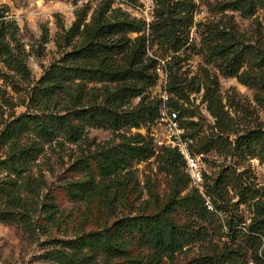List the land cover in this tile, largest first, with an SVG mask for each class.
Here are the masks:
<instances>
[{
	"label": "trees",
	"instance_id": "1",
	"mask_svg": "<svg viewBox=\"0 0 264 264\" xmlns=\"http://www.w3.org/2000/svg\"><path fill=\"white\" fill-rule=\"evenodd\" d=\"M154 1V19L148 26L143 19L112 7L111 0H100L89 19L88 7L82 6L75 10L69 27L65 28L62 20L57 23L55 41L61 56L30 88L27 104L36 110L11 114L0 131V221L29 233L37 228H60L55 194L47 188L40 199L46 180L43 174L33 172V163L47 143L64 149L67 142L86 141L88 127H101L117 133L118 140L82 148L64 167L69 178L59 186L85 206L73 223L74 233L52 238L44 258L52 264H175L177 251L190 242L204 241L203 250L182 264H264V187L259 192L243 171L237 174L223 168L206 182L214 204V210H209L193 188L181 194L189 179L175 149L156 152L150 136L119 131L157 118L160 98L148 90L158 83L153 55L164 48L173 53L167 91L182 97L203 88V100L214 117L216 132L197 138L195 149L209 151L231 145L235 152L247 151L264 159V125L247 128L233 140L228 138L231 117L216 86L195 84L193 79L188 82L180 72L177 52L191 44L195 0ZM206 1L224 19L206 25L198 22L204 26L199 49L222 75L236 77L255 89V98L264 106V36L262 43L258 41L262 32L257 29V39L251 41L239 30L233 15L234 11L243 18L254 15L258 26L255 13L264 10V0ZM16 30L15 20L0 14V60L12 76L26 82L30 69L23 50L11 44ZM155 44L153 55L148 54ZM136 96L139 101L132 104ZM171 99L172 105L181 107L177 99ZM188 134L195 138L193 131ZM153 156L171 175V181L168 195L161 198L147 180L152 209L147 199L135 205L142 192L132 167L134 162ZM231 184L239 196L237 202L248 203L251 212L244 228L234 227L231 217L226 222L230 233L216 223L212 232L230 237L218 244L212 241L207 224L216 211L228 208ZM117 203L128 206V212L116 216ZM239 219L244 221L242 216Z\"/></svg>",
	"mask_w": 264,
	"mask_h": 264
},
{
	"label": "rangeland",
	"instance_id": "2",
	"mask_svg": "<svg viewBox=\"0 0 264 264\" xmlns=\"http://www.w3.org/2000/svg\"><path fill=\"white\" fill-rule=\"evenodd\" d=\"M100 0H0V14H5L6 18L15 20L17 30L15 33L16 40H11V44L18 46L23 50L26 63L30 69V79L26 82L12 76L4 62L0 60V131L4 126V122L14 113L36 109L28 106V96L32 85L43 74L44 70L49 67L50 63L57 60L61 56V48L56 44L55 38L59 30L58 22L63 21L65 28L69 27L74 19V12L77 8L87 6V19H89L93 8ZM112 7H119L127 12L129 16L135 18L140 17L136 9L130 3L136 4L139 0H111ZM212 2L213 0H208ZM196 9L193 12L194 23L190 27L189 44L181 51H178L180 72L182 76L190 80H194L195 84L209 82L212 87L216 86L220 95L224 108L231 117L232 132L228 138L232 140L236 135L242 133L247 128L264 125V106L255 98V89L238 81L236 77L222 75L215 63L208 62L204 54L199 49L203 25L198 26V22L208 24L211 20L217 21L224 17L211 10L206 0H195ZM234 20L240 31L248 35L251 41L257 39V29L262 32L258 39L262 43L264 36V10L259 8L255 13L258 16L260 24L257 26L253 16L243 18L238 12H233ZM154 19L152 16L150 22ZM135 33L131 34L134 35ZM192 44H194L192 46ZM156 44L148 49V54L153 55ZM68 49V47H63ZM173 53L167 50L158 49L154 56L160 58L158 61L170 72ZM169 75V73H168ZM15 80L18 88L15 87ZM161 90L159 82L151 87L148 93L151 96H158ZM203 88L200 91H188L186 96H178L171 94L172 99H177L181 103L180 112L182 122L187 130L193 131L195 136L194 146L196 147L197 138H201L211 133H215L214 121L208 114L206 102L202 97ZM140 96L132 99V104L139 101ZM171 99V100H172ZM172 105V104H171ZM196 122V123H194ZM147 122L138 127H123L119 131L127 133L139 132L144 136H150L155 124ZM107 140H118L117 133L110 129L101 127H88L87 140L81 143L67 142L64 149L53 147L54 142L45 145L44 151L38 155L33 163V172L36 175L43 174L46 180V186L42 187L40 199L43 193L50 188L56 197L58 204V213L61 218L60 228L51 227L46 231L36 229L34 233H29L16 224H10L0 221V264H52V261L43 257L49 245L52 244V238H62L74 233L72 229L73 223L77 222L84 208L83 201L71 199L63 190L60 184L69 175L64 171V167L79 154L80 149L89 146L93 147L96 143ZM55 148V149H53ZM87 151V150H86ZM207 174L206 181L216 176L223 168H227L229 172L243 171L249 180L255 183L259 192L264 187V159L259 155H251L247 151L243 153L235 152L231 149V145L225 148H214L206 151ZM258 164V165H257ZM261 165V166H260ZM161 163L155 161L154 156L146 160L134 162L133 171L139 183V189L142 196L135 201L138 205L142 200L147 199L150 208H154L151 197L149 196L147 183L152 185L155 192L161 197H165L169 193L171 175L168 171L161 168ZM53 167V170L50 168ZM181 169V167H180ZM68 177V178H67ZM148 180V181H147ZM189 185L181 192L183 194L189 190ZM228 208L219 210L212 216L211 223L208 225L212 233V241L221 244L230 237L224 236L221 231L212 232V228L216 223L223 224V230H228L226 222L232 217V224H238V227L246 226L249 221L251 208L248 203H238L239 196L235 192L232 184L228 186ZM115 214L119 216L121 213L128 212V206L117 203L115 204ZM149 209V208H148ZM184 213H181V216ZM242 216L244 221L240 222ZM113 219V218H112ZM110 219V220H112ZM228 225V223H227ZM89 225H86V227ZM64 227H66L64 229ZM65 230V231H64ZM204 241H193L186 244L183 250L177 251L175 254V264L184 263L190 256L197 254L203 250ZM251 264V262L249 263Z\"/></svg>",
	"mask_w": 264,
	"mask_h": 264
},
{
	"label": "built area",
	"instance_id": "3",
	"mask_svg": "<svg viewBox=\"0 0 264 264\" xmlns=\"http://www.w3.org/2000/svg\"><path fill=\"white\" fill-rule=\"evenodd\" d=\"M130 5L137 10L141 19L148 26L150 18L154 17L155 1L139 0L138 3H130ZM154 57L157 59L155 69L158 73V82L161 85L158 94L160 98L158 115L153 123L155 127L150 133L154 149L158 152L162 148H173L179 153L183 160V171L189 179V187L200 194L207 209L214 210L212 195L208 191L205 177L208 153L195 149L194 138L188 134L187 127L182 122L180 109L170 103L171 94L166 89L168 69L162 64L163 61L162 63L158 61L160 58ZM208 115L212 117L210 113ZM212 119L214 121V117Z\"/></svg>",
	"mask_w": 264,
	"mask_h": 264
},
{
	"label": "water",
	"instance_id": "4",
	"mask_svg": "<svg viewBox=\"0 0 264 264\" xmlns=\"http://www.w3.org/2000/svg\"><path fill=\"white\" fill-rule=\"evenodd\" d=\"M228 136V135H227Z\"/></svg>",
	"mask_w": 264,
	"mask_h": 264
}]
</instances>
